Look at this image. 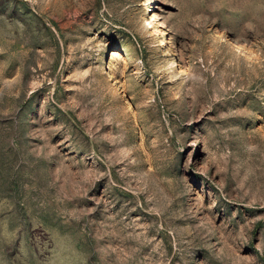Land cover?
Here are the masks:
<instances>
[{"label":"rangeland","instance_id":"1","mask_svg":"<svg viewBox=\"0 0 264 264\" xmlns=\"http://www.w3.org/2000/svg\"><path fill=\"white\" fill-rule=\"evenodd\" d=\"M0 264H264V0H0Z\"/></svg>","mask_w":264,"mask_h":264},{"label":"bare ground","instance_id":"2","mask_svg":"<svg viewBox=\"0 0 264 264\" xmlns=\"http://www.w3.org/2000/svg\"><path fill=\"white\" fill-rule=\"evenodd\" d=\"M153 21H154V22L156 21V15H153ZM156 22H157V21H156ZM165 32H166V31H164V37H163L162 40H161L162 44L165 43Z\"/></svg>","mask_w":264,"mask_h":264}]
</instances>
